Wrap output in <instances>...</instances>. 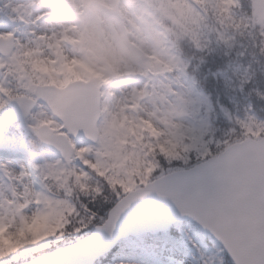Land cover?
Instances as JSON below:
<instances>
[{
  "label": "snow or ice",
  "instance_id": "obj_1",
  "mask_svg": "<svg viewBox=\"0 0 264 264\" xmlns=\"http://www.w3.org/2000/svg\"><path fill=\"white\" fill-rule=\"evenodd\" d=\"M0 264H264V0H0Z\"/></svg>",
  "mask_w": 264,
  "mask_h": 264
},
{
  "label": "rangeland",
  "instance_id": "obj_2",
  "mask_svg": "<svg viewBox=\"0 0 264 264\" xmlns=\"http://www.w3.org/2000/svg\"><path fill=\"white\" fill-rule=\"evenodd\" d=\"M11 26L6 25V24H0V31L5 30L10 28ZM22 124V122H21ZM22 126H25L22 124ZM26 127V126H25ZM16 155H7L6 152H1L0 154V161H6V162H10L11 166L13 167H18L19 164L21 163H25L27 161V159L29 158L28 156H25L24 153H20L18 151L15 152ZM48 155V158H52L51 155ZM45 158V156H44ZM44 158H42L39 162H43Z\"/></svg>",
  "mask_w": 264,
  "mask_h": 264
},
{
  "label": "water",
  "instance_id": "obj_3",
  "mask_svg": "<svg viewBox=\"0 0 264 264\" xmlns=\"http://www.w3.org/2000/svg\"><path fill=\"white\" fill-rule=\"evenodd\" d=\"M17 114L22 117V113L20 111H17ZM23 118V117H22Z\"/></svg>",
  "mask_w": 264,
  "mask_h": 264
}]
</instances>
